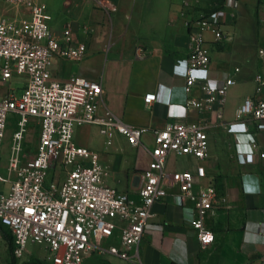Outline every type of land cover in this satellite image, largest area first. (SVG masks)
Listing matches in <instances>:
<instances>
[{"label": "built area", "instance_id": "obj_1", "mask_svg": "<svg viewBox=\"0 0 264 264\" xmlns=\"http://www.w3.org/2000/svg\"><path fill=\"white\" fill-rule=\"evenodd\" d=\"M100 1L98 8L102 7ZM5 4L28 12V18L0 14V82L7 84L13 77L25 80L19 93L11 90L0 96V159L8 119L17 117L6 176H0V183L6 187L0 189V225L13 238L14 257L21 259L27 245L34 244L47 253L49 264H85L89 259L108 257L126 264H142L139 244L152 217L151 208L166 199L174 187L175 204L191 215L189 225L198 243L202 248L210 246L214 236L206 220L210 213L226 206V200L213 185L196 187L195 179L205 178L203 166L198 165L194 174L166 170L171 155L190 157L197 163L207 157L204 125L173 122L152 131L153 146H142L149 161L141 175L137 200L105 185L107 169L96 153L74 142L75 130L95 126L106 146L118 135L131 147L141 146L149 130L126 125L107 110L99 114L100 83L79 77L63 82L52 78L54 57L74 62L85 57L86 47L74 40L71 24L65 26L59 39L50 32L42 0H5ZM238 4V0H226L222 7L200 14L187 25L188 54L175 61L172 73L185 81L186 95L200 84L202 97L173 104L164 89L161 103L199 112L215 110V117L222 119L227 92L235 82L230 74L218 86L207 80L210 59L204 35L209 33L215 43L222 42L225 11ZM182 8L190 10L192 5L184 1ZM147 56L142 48L134 51L135 60ZM258 57L264 60V48L258 50ZM238 71L235 68L233 73ZM254 83L255 97L246 98L236 116L238 121L249 120L264 127V70L255 75ZM158 101V95L144 96L145 104ZM31 120L39 126L36 153L32 159L21 161L20 145ZM252 149H258L256 142ZM259 157L264 159V154ZM236 159L244 165L252 164L254 158L251 153L239 154ZM250 178L249 174L241 177L243 191L258 193L255 185L249 188Z\"/></svg>", "mask_w": 264, "mask_h": 264}, {"label": "crops", "instance_id": "obj_2", "mask_svg": "<svg viewBox=\"0 0 264 264\" xmlns=\"http://www.w3.org/2000/svg\"><path fill=\"white\" fill-rule=\"evenodd\" d=\"M1 1L4 5L1 15L28 18L25 9L8 7L5 0ZM184 1L190 2L192 9H183ZM225 1L102 0V7L98 8L97 0H42L50 32L61 39L63 29L71 24L74 40L86 47L80 62L54 57L52 78L63 82L79 77L100 83L99 114L107 110L126 125L149 130L139 147L129 146L118 135L107 146L102 140L95 145L99 162L108 171L105 185L137 200L141 175L149 161L142 146L149 149L153 146L152 131L173 122L204 125L207 157L197 163L190 157L171 155L166 170L194 174L201 165L205 178L195 179L196 187L213 185L224 197L226 206L210 213L205 223L214 241L206 248L200 246L189 225L191 215L175 204L174 187L169 189L166 199L151 208L152 217L139 244L142 264H264V159L259 157L264 154V127L249 120L238 121L236 116L243 101L255 97L254 77L264 70V60L258 57V50L264 48V0H238L236 7L226 9L222 42L215 43L209 33L204 35L210 59L207 80L218 86L230 74L235 82L227 92L222 119L215 117V110L199 112L161 103L164 89L173 104L202 97L200 84L186 95L185 81L172 73V67L188 54V23L200 14L222 7ZM251 9L255 10L257 25L255 22L252 31L244 32L239 29L240 23L245 18L244 12ZM136 48L146 50L147 58L135 60ZM235 68L239 71L234 74ZM24 82L21 77H13L7 84L0 82V96L11 90L19 93ZM147 94L158 95L159 101L145 104ZM94 129L97 128H77L74 142L91 150L89 143ZM255 142L257 150L252 149ZM251 153L252 164L242 165L236 159L239 154ZM245 174L251 175L249 188L255 185L258 193L243 191L241 177ZM104 260L109 264H126L113 257ZM92 261L95 260L85 263Z\"/></svg>", "mask_w": 264, "mask_h": 264}, {"label": "rangeland", "instance_id": "obj_3", "mask_svg": "<svg viewBox=\"0 0 264 264\" xmlns=\"http://www.w3.org/2000/svg\"><path fill=\"white\" fill-rule=\"evenodd\" d=\"M4 9V5L2 1L0 0V12ZM4 11V10H3ZM248 13L250 15L248 16ZM11 14V13H10ZM246 14L244 19L240 23L239 29H241L244 32H250L253 30V27H255V22L257 25V20L254 21L255 18V10H249L248 12H244ZM249 18H248V17ZM251 19V20H250ZM252 45H250L251 47ZM251 57L254 56L253 53V47L250 48ZM257 51V50H256ZM257 56V53H256ZM12 83L8 84L11 85ZM15 87H19L18 84L14 85ZM16 118L14 116L11 117V119L8 122V125L6 127L5 137L2 141L1 145V159H0V176L5 177L6 176V166L9 157L12 153V147L14 145L13 142V135L16 132L15 127ZM38 134H39V126L38 123L35 121H29L26 127V131L23 135L22 141H21V150H20V159L21 161H28L32 159L35 156L36 153V147L38 142ZM100 140L104 141V139L99 135L97 129H94L93 134L91 135V142L89 143L91 151L96 153L98 149H96V144L98 145ZM104 147V146H103ZM99 152V151H98ZM52 175V171L49 172V178ZM0 189L6 190V187L3 183H0ZM1 231H6V229H2L0 227V264H10V257L8 254V248L5 239L2 236ZM9 235V233L7 232ZM47 253L43 250L41 246L34 245V244H28L26 248V254L21 259H16L15 264H34L35 262L40 264H49V262L46 259ZM85 264H109L106 260H95L92 262H88Z\"/></svg>", "mask_w": 264, "mask_h": 264}, {"label": "trees", "instance_id": "obj_4", "mask_svg": "<svg viewBox=\"0 0 264 264\" xmlns=\"http://www.w3.org/2000/svg\"><path fill=\"white\" fill-rule=\"evenodd\" d=\"M0 227L2 229H6L5 227L1 226ZM6 231L9 233V235L7 234V232L5 231H1L2 233V236L3 238L5 239L6 241V244H7V248H8V254H9V257H10V264H15V260L16 258L14 257V244H13V238L9 232L8 229H6ZM34 264H40V263H37L35 262Z\"/></svg>", "mask_w": 264, "mask_h": 264}]
</instances>
